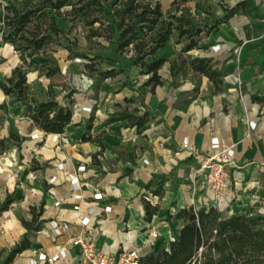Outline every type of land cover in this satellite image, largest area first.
Wrapping results in <instances>:
<instances>
[{"label":"crops","instance_id":"crops-1","mask_svg":"<svg viewBox=\"0 0 264 264\" xmlns=\"http://www.w3.org/2000/svg\"><path fill=\"white\" fill-rule=\"evenodd\" d=\"M190 1L192 10L199 3L209 12L196 11L197 18L204 16L203 23L219 20L201 35L199 48L184 54L212 59L223 73L218 92L206 77L180 67L176 55L185 44L183 39H170L156 51L155 56L165 62L158 71L161 84L152 91L143 85L146 78L131 66L129 56L116 52L115 40L111 39L113 54L120 57L105 60L107 66L102 70L126 66L129 80H115L120 72L99 78L97 85L75 87L73 106H89L90 112L72 115L58 134L57 143L51 140L53 134H45L42 140L32 139V134L40 130L32 125L24 106L0 90V140L7 139L9 133L20 140L19 147L9 145L0 156V205L7 195L14 199L0 215V264L26 231L20 219L29 220V208L40 203V219L44 220L41 229L29 235L30 247L8 264H27L35 252L52 254L59 246L65 248V256L54 264H78L77 250L65 244V237L54 238L48 226L49 220L59 218L69 222L71 234L76 233V205L79 216L94 208L97 220L92 228L98 249L141 246L149 229L154 228L158 235L147 251H155L160 243L167 242L168 232L177 234L183 224L173 219V214L183 207L200 206L192 190L195 162L187 150L207 151L212 137L233 149L244 178L264 177V104L251 100L252 95L264 97V0ZM12 2L18 5V0ZM243 9L252 12L249 15ZM230 10L235 11L223 19ZM215 44L224 47L211 50ZM19 64L18 54L0 40V79L8 77ZM26 86L27 95L46 98L48 84L37 70L27 71ZM56 99L68 105L60 94ZM124 107L145 108L149 121L139 131L125 126L124 120L107 121ZM253 116L258 120L251 130L247 121ZM83 136L98 141H83ZM183 138L187 139L186 149L181 145ZM78 166L85 168L78 174L82 183L80 201L71 198L73 186L66 178V173H74ZM96 192L101 198L94 200ZM234 193L231 188L227 205L220 209L227 215L237 213L232 210ZM55 200L60 201L56 208ZM144 201L157 206L149 221L145 219ZM105 206L109 207L107 212L102 210Z\"/></svg>","mask_w":264,"mask_h":264},{"label":"trees","instance_id":"trees-1","mask_svg":"<svg viewBox=\"0 0 264 264\" xmlns=\"http://www.w3.org/2000/svg\"><path fill=\"white\" fill-rule=\"evenodd\" d=\"M188 1L171 0L166 11H162L159 0H18V5L14 2L0 4V40L9 44L20 60V64L11 70L8 77L0 79V90L24 106L27 117L38 130L44 134L63 132L71 121V109L58 102V92L53 90L55 85L52 83L47 87L45 99L38 100L27 95L26 73L33 68L47 79L61 77L57 60L53 56L42 55L40 45L44 36H50L56 43L62 33L57 19L71 18L85 27L97 25L101 37L114 39L116 52L129 56L131 66L137 69L139 75L145 76L143 85L151 91L161 84L158 71L165 62L164 58L155 56L156 51L173 36L177 42L185 40L176 55L180 67H188L193 73L206 77L218 92L223 82V73L212 59L187 57L184 54L199 48L201 35L207 34L219 20L210 25L199 22L196 11L209 12L201 8L199 3H195V10H192L187 5ZM234 11L230 10L223 19ZM243 12L250 15L252 10L243 9ZM69 36L70 32L65 31L62 41L80 49L75 36ZM73 55L87 57L80 52ZM33 56L35 60H32ZM121 70H100L98 76H114ZM73 92L69 90L65 98L69 99ZM251 100L264 104V97L252 95ZM2 107L0 104V110ZM149 119L150 114L145 108L141 111L136 107H124L109 116L107 121L124 120L125 126L139 131ZM89 127L90 124L87 125ZM82 140L98 141L90 136H83ZM9 145L19 147L18 136L9 133L7 139L0 140V156ZM155 193L160 196L159 191ZM13 200L10 195L5 197L0 205V215ZM42 205L40 203L38 207L29 208V220L20 219L26 231L9 250L4 264L30 247L29 235L40 230L44 222L40 219ZM144 208L145 219L149 221L157 211V206L144 201ZM172 217L183 223L177 234L173 235L174 239L160 243L155 251L141 256L138 264H264V215L255 212L253 208H249L247 213L227 215L214 207L188 206L178 209Z\"/></svg>","mask_w":264,"mask_h":264},{"label":"built area","instance_id":"built-area-1","mask_svg":"<svg viewBox=\"0 0 264 264\" xmlns=\"http://www.w3.org/2000/svg\"><path fill=\"white\" fill-rule=\"evenodd\" d=\"M223 47V44H215L211 47V50H218ZM74 61L78 62L80 59L75 58ZM62 73H64L63 69ZM76 107L77 113L81 111L90 112L89 106ZM257 120L258 116H253L247 121L251 130L255 128ZM44 135L42 131H37L32 134L31 138H39V140H42ZM51 140L57 143L59 135L53 134ZM181 145L182 148H187L186 138L182 139ZM187 153L194 159L196 164L192 176L194 186L192 187L193 189H191L194 192L196 200L200 204L199 207L204 206L206 208L214 207L218 210L222 209L227 205V194L230 192V189L233 188V190H237L240 186V178H238L240 171H236V169H239V166L234 160L233 149L230 146L220 143L216 137H212L207 151L191 148L187 150ZM59 165L62 167L61 164ZM84 169V166H78L74 173H66V178L73 186L71 198L79 201L82 199V195L79 192L82 183H80L78 174L82 173ZM230 170H232V173H230ZM52 180L53 178L51 181ZM256 185L257 182H252L250 187ZM196 188L199 189V192H196ZM92 198L94 200L100 199L101 194L96 192L92 195ZM148 198L149 196H146V199ZM192 203H194V201H192ZM59 204V200L53 202L55 208L58 207ZM78 210V205L73 207L79 225V230L74 234L70 233L71 227L66 220L53 218L48 222V226L54 238L65 237V244L77 250L78 264H138L139 258L148 252L147 249L152 245L153 240L158 235L156 229L150 228L141 246H122L116 251L98 249L95 244V234L92 228L93 222L97 220L94 208L90 207L85 216H79ZM102 210L107 212L109 207L105 206ZM173 239L174 236L168 232L167 242ZM64 256L65 248L59 246L52 254L35 252L34 255L28 259L27 264H54Z\"/></svg>","mask_w":264,"mask_h":264},{"label":"rangeland","instance_id":"rangeland-1","mask_svg":"<svg viewBox=\"0 0 264 264\" xmlns=\"http://www.w3.org/2000/svg\"><path fill=\"white\" fill-rule=\"evenodd\" d=\"M159 1L162 11H166L170 6L171 0ZM6 2H12V0L4 1V4ZM190 4H192V1L189 0L187 5ZM201 7L204 10H207L204 5ZM202 18H204V16L199 15V22H202ZM56 22L58 27L62 30L61 36L58 37L56 43L50 36H44L40 45V52L44 56H53L58 61L61 77H53L52 79L44 77L45 82L48 85L49 83L54 84L55 86L53 87V90L65 98V95L69 90L76 91L75 87L83 89L84 85H86V87L97 85L100 78L98 72L107 66L105 60L112 57L119 59L120 56L113 54V41L101 37L97 25L85 27L76 19L73 20L71 18L65 20L57 19ZM70 24H72V26ZM70 26L72 28H70ZM65 31L70 32L69 38L75 36L77 45L80 49H75L71 47L70 43L62 41V34ZM172 39L175 40L176 37L173 36ZM79 52L84 53L87 57L82 58L73 55L74 53ZM62 57L64 58L63 60H61ZM32 58L35 59V56ZM75 58H79L80 61L75 62ZM86 65L90 69L87 68ZM62 69L64 70V73H62ZM129 70V68L123 66L121 75L115 80H129ZM126 83L127 81L122 84ZM71 97L69 99L66 98V100L72 111V115L75 116L78 114L76 112L77 107L75 105L73 106ZM194 167H196V164H194ZM236 171H240V168L236 169ZM230 173H232V170H230ZM238 178H240V186L235 190L234 198L232 200V210L234 212H244L247 208H253L255 212L264 215V177L261 175L250 179L249 177L244 178L242 173H240ZM252 182H257V185L250 187ZM244 213H247V211Z\"/></svg>","mask_w":264,"mask_h":264},{"label":"bare ground","instance_id":"bare-ground-1","mask_svg":"<svg viewBox=\"0 0 264 264\" xmlns=\"http://www.w3.org/2000/svg\"><path fill=\"white\" fill-rule=\"evenodd\" d=\"M4 159V158H3Z\"/></svg>","mask_w":264,"mask_h":264}]
</instances>
